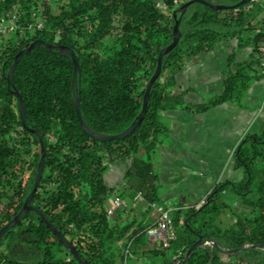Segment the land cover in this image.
<instances>
[{
  "label": "trees",
  "instance_id": "obj_1",
  "mask_svg": "<svg viewBox=\"0 0 264 264\" xmlns=\"http://www.w3.org/2000/svg\"><path fill=\"white\" fill-rule=\"evenodd\" d=\"M40 1L46 7L45 26L27 30L24 38H11L0 49V227L22 208L41 156L37 135L21 122L17 99L8 88L7 70L25 44L40 38L75 49L81 71L73 89L71 56L47 46L30 49L14 69L13 86L23 95L27 123L44 133V174L32 204L78 252L94 264H118L124 257L126 241L132 240V252L164 258L151 264H170V254L180 249L181 257H185L201 237L215 238L220 247L234 251L227 253L213 244L199 243L181 264H264V131L254 132V136L247 132L235 147L234 167L243 170V178L218 181L198 207L190 204L181 208L185 205L176 203L180 207L173 210L177 237L167 250H159L149 241L146 228L152 223L150 219L136 221L131 217L121 221V211L108 217L106 202L115 187L106 182L107 166L103 164L104 157L111 162L130 158L125 179L132 194L142 191L148 202L159 201L152 156L171 131L162 121L161 112L175 108L205 112L219 103L238 100L250 80L262 76L256 63L264 39V0L237 6L241 0H207L231 5L219 9L194 1L183 14L177 8L187 0ZM33 3L0 0V13L18 8L28 17ZM178 18L179 43L162 62L161 75L168 71L167 78L162 83L158 78L152 84L148 111L140 125L128 137L109 141L83 131L73 105L76 96L83 118L96 131L119 133L138 118L148 80L160 51L173 38ZM233 38L237 46L229 53L221 92L192 103L186 98L190 89L171 88L176 70L183 67L186 57L208 52ZM250 46V60H238V52ZM171 66L176 68L173 72L168 70ZM52 124L57 126L56 131ZM54 133L56 139L50 140ZM33 138L37 150L26 168L24 156ZM27 170L28 180L23 181ZM226 188L237 195L238 206L221 200ZM226 210L232 220L222 226L220 214ZM0 264L81 263L42 217L30 210L0 236Z\"/></svg>",
  "mask_w": 264,
  "mask_h": 264
},
{
  "label": "crops",
  "instance_id": "obj_2",
  "mask_svg": "<svg viewBox=\"0 0 264 264\" xmlns=\"http://www.w3.org/2000/svg\"><path fill=\"white\" fill-rule=\"evenodd\" d=\"M236 44V39H229L208 52L186 57L183 67L176 70L171 88L190 89L186 98L192 103L205 101L221 92L228 68L227 59ZM251 51V46L240 50L237 59L250 60ZM256 65L263 72L259 62ZM262 100L264 106V73L250 80L238 100L219 103L205 112L180 108L161 112L162 121L171 131L158 144L152 156L153 170L158 175L160 199L156 202L159 207L177 205L178 202L186 207L206 198L218 181L243 178V170L234 167L233 154L244 134L264 131V107L259 112ZM129 164L130 158L116 159L104 173L106 182L113 185L114 191L124 199L127 212L121 211V221L131 217H135L136 221L144 218L153 221L151 211L148 209L146 212L145 201L133 206L134 194L125 179ZM221 200L231 206L239 205L237 195L228 188L224 189ZM224 212L219 222L222 226H225L224 220H232L230 212Z\"/></svg>",
  "mask_w": 264,
  "mask_h": 264
},
{
  "label": "water",
  "instance_id": "obj_3",
  "mask_svg": "<svg viewBox=\"0 0 264 264\" xmlns=\"http://www.w3.org/2000/svg\"><path fill=\"white\" fill-rule=\"evenodd\" d=\"M194 1H199V2L204 3L206 5H210L211 7L215 8V9L228 8L231 6L229 4L228 5L216 4V3H213V2L207 1V0H187L184 3H182L180 5V7L177 8V10L180 11L181 14L185 13L187 10V7L189 6L188 4H190ZM247 1H249V0H241L240 2L236 3L234 6L242 5L243 3L247 2ZM179 22H180V18L175 20L173 38L168 43V45H166V46H164V48H162V50L160 51V53L158 55L157 63H156V67H155L156 69H155L154 73L151 75L150 79L148 80V84L146 87L147 89H146V92H145L144 97H143L142 111H141L140 115L138 116V118L135 121H133L132 123H130L129 126L127 128H125L122 132H119V133H109L108 134V133H104L101 131H96V130L92 129L87 124L85 119L83 118L82 110H80V100H79V97L76 96L73 99V105H74L75 110L77 111L78 118L80 121V125H81L83 131H85L87 134H90L91 136H93L94 138H96L100 141H109L112 139H124V138L128 137L129 134L132 133L134 131V129L140 125V123L142 122V120L144 119V117L148 111L147 105H148V100H149V96H150L151 86L160 77V75L162 73L163 57L170 50L175 48V46L179 43L180 36H181L180 27L178 26ZM36 46L52 47V48H55V51L57 53L64 54V55L67 54V55L71 56L73 64H74V75H73L72 85H71V87L73 89H75L78 85L77 78H78L79 72L81 71L75 49H73L72 47H70L67 44L56 45V44H52V43H50L46 40L40 39V38L34 39L31 42L25 44V46L22 49H20L19 52L15 55L13 63L11 64V66L7 70L8 71L7 72L8 88L15 95V97L17 99L18 111L21 114V122H22V124L26 130H28L29 132H33L34 134L37 135V137L40 141V146H41V156H40V159L38 162L37 171H36L37 174L35 176L34 183L32 185V188L28 192V196H27L22 208L16 213V215L13 218H11L8 221L7 224L0 227V236L4 235L8 231V229H10L12 226L16 225L21 220L24 213H26L30 210H33V211L37 212L42 217V219L44 220V222H46L48 227H50V229L55 234H57L59 239L63 242L64 247L69 252H71V254H73L74 257L77 258V260L81 264H94L92 261L90 262L88 259L83 257L78 252L77 247L71 242V240H69L64 234H62V232L46 218V215L44 214V212L39 207L32 204V199L35 195L34 193L38 189L40 181H41L43 174H44L43 171H44L45 156H46V150H45V145H44V133L38 132L36 129H34L33 127H31L27 123V112L25 111L24 98H23L22 93L19 92L18 89L14 88L13 80H14V72H15L14 69H15L17 63L21 60V58L23 57V55H25L26 52L30 51V49H32L33 47H36ZM251 136H254V133H252ZM213 192L214 191H212L209 194V197L212 196ZM199 243H201V244H213L218 249H220L224 252H227V253H232L234 251V250L224 249V248L220 247L215 238L202 239L201 237H199L193 243V245L187 250L185 257H183L179 261H173L170 264H181V263H184L185 261H187L191 255V253H192L193 247ZM241 248H248V247H240V249ZM237 249H239V248H237Z\"/></svg>",
  "mask_w": 264,
  "mask_h": 264
},
{
  "label": "built area",
  "instance_id": "obj_4",
  "mask_svg": "<svg viewBox=\"0 0 264 264\" xmlns=\"http://www.w3.org/2000/svg\"><path fill=\"white\" fill-rule=\"evenodd\" d=\"M34 1L35 3L32 4L30 8L31 11L29 12L28 17H25L24 12H22V10L18 8H15L14 10L11 9L8 11H3L0 13V37L3 40V43L0 45V49L3 48L5 43L11 40V38L12 39L24 38L27 30L36 31L45 26L47 20V16L45 14L46 7L44 4H42L40 0H34ZM260 45L261 47L259 51V65L261 66V69L263 70L264 73V39L262 40ZM167 75L164 72L159 77L161 83L167 78ZM52 125H53V131H56L57 126L55 124ZM13 135L14 137L17 136L16 133H13ZM55 139H56V135L54 133V135L50 136V140H55ZM15 140L17 141L18 145L22 147L20 139L16 137ZM36 150H37V143L34 142V138H33L32 144L30 145V149L27 150L24 156L26 168L29 162L35 158ZM110 163L111 161L107 157L103 158L104 165L108 167ZM28 172L29 170H27L23 181H26L27 179L26 177H28ZM132 200H133V206H135L136 204L142 201L146 202L145 204L146 211L149 209L148 211L149 212L151 211L154 218L152 223L146 228L149 241L151 242V244L153 243L157 249L167 250L171 246L173 240H175L177 237V231L173 224V210L178 209L180 207L177 205H172V206L170 205L168 207L161 208L159 207L156 201H153L151 203L148 202L144 197L142 191L135 192L132 197ZM204 201L205 198H203L202 200L198 201L193 205L198 207ZM106 205H107L106 212L109 218L114 217L117 211L127 212L124 199L116 191H113V193L110 195L109 199L106 202ZM181 208H188V206L186 207L183 206ZM131 241L132 240L126 241L128 244L125 246L123 245L124 246L123 249L125 250L123 251L124 257L122 262H124V264H127L130 259L129 257L131 255ZM182 253L183 252L180 249H178L176 252L170 254L171 261L173 262V261L181 260ZM120 263L121 261L119 262V264Z\"/></svg>",
  "mask_w": 264,
  "mask_h": 264
},
{
  "label": "rangeland",
  "instance_id": "obj_5",
  "mask_svg": "<svg viewBox=\"0 0 264 264\" xmlns=\"http://www.w3.org/2000/svg\"><path fill=\"white\" fill-rule=\"evenodd\" d=\"M1 37H0V41H1ZM176 68L175 67H173V66H171V67H168V70H169V72H173L174 70H175ZM165 74L167 75L168 74V71H165ZM263 105V100H262V102H261V104L259 105L260 107H259V112L261 113V111H262V109H263V107L264 106H262ZM264 113V112H263ZM263 113H262V115H263ZM260 115V114H259ZM27 178V180H28V177H26ZM230 205V204H229ZM231 206V205H230ZM224 211H222V215L220 214V216H224ZM228 223V221H226V220H224L223 221V225H226ZM126 248V247H125ZM125 249H123V251H124ZM130 259H129V261H128V263L127 264H142V263H146V262H148L149 264H151V263H153V261H157V260H155V259H158V261H161L162 259H161V257L159 258V257H150V256H147V255H143V254H138V253H135V252H132V250H131V255H130V257H129ZM152 259V260H151ZM119 261H121V263L120 264H124V262H122L123 261V259H120Z\"/></svg>",
  "mask_w": 264,
  "mask_h": 264
}]
</instances>
